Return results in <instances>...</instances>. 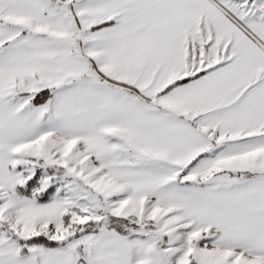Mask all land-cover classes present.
<instances>
[{"label":"snow or ice","instance_id":"snow-or-ice-1","mask_svg":"<svg viewBox=\"0 0 264 264\" xmlns=\"http://www.w3.org/2000/svg\"><path fill=\"white\" fill-rule=\"evenodd\" d=\"M0 264H264V0H0Z\"/></svg>","mask_w":264,"mask_h":264}]
</instances>
